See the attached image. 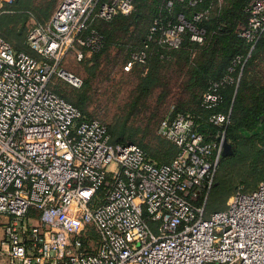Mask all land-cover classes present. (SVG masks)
<instances>
[{
    "label": "built area",
    "instance_id": "built-area-1",
    "mask_svg": "<svg viewBox=\"0 0 264 264\" xmlns=\"http://www.w3.org/2000/svg\"><path fill=\"white\" fill-rule=\"evenodd\" d=\"M0 0V15L4 4ZM135 0H59L44 23L26 36L31 53L15 51L0 36V256L6 264H264V183L238 188L225 208L205 216L223 151L230 112H211L219 128L212 139L195 116L164 117L158 133L178 151L155 163L135 143H111L104 123L83 119L77 107L53 92L54 75L75 88L76 74L60 67L99 52L103 36L94 21L130 15ZM206 0H165L163 16L149 24L122 70L161 60L185 39L207 40ZM221 0H218L220 3ZM191 10L172 14L174 4ZM238 36L248 45L224 74L210 81L199 106L212 110L222 89L237 84L264 31V0H249ZM150 223H155L152 227ZM91 234L99 237L91 244Z\"/></svg>",
    "mask_w": 264,
    "mask_h": 264
},
{
    "label": "trees",
    "instance_id": "trees-1",
    "mask_svg": "<svg viewBox=\"0 0 264 264\" xmlns=\"http://www.w3.org/2000/svg\"><path fill=\"white\" fill-rule=\"evenodd\" d=\"M55 2L56 0H44L39 4H35V0L6 2L5 12L0 15V36L8 41L14 50L21 51L20 49L23 48L25 52L31 53L26 45L29 29L26 28L25 23L29 17L28 13L32 11L34 19L38 23H44L50 17ZM248 2L249 0H221L218 3V0H206L199 7H209V16L202 22L208 37L204 44L198 45L185 39L179 48L168 51L169 59L161 60L158 55L151 54L145 65H135L128 72L134 74L136 82L132 90L127 118L139 105L141 108L145 107L146 101L152 96H155L158 103L173 96L170 115L174 116L179 112L193 114L197 130L202 132L207 140L214 138L219 130L208 122L209 114L230 112L224 137L230 144L231 156L240 148L241 143L246 145L242 146L243 159L238 164L250 160L249 175L258 174L256 183L251 184L250 191H252L258 184L264 183V31L244 63L238 83L227 85L222 89V102L212 110H203L199 106L209 82L218 80L224 74L235 54L245 53L249 49V45L238 36V30L246 24ZM164 3L165 0H135L130 15H116L107 22L94 21L93 27L103 36L104 47L99 52L91 54L88 63H93V66L88 67V76L82 80L79 88H74L69 94L64 93L65 91L57 88L56 85L50 86L51 90L77 107L83 119H95L87 115L86 108L90 77L93 68L97 66L98 58L107 51L114 35L131 34V27H139L142 21L151 22L155 17L166 14ZM145 11L149 12L143 15ZM177 12H184L189 16L191 10L183 4L175 3L171 13ZM144 36L139 37L137 45L125 44V46L129 45L128 51L137 49ZM152 115H155V111ZM105 125L111 143H135L152 161L168 162L178 151L174 144L165 139L159 138L154 147L144 143L146 132L126 126L125 119H115ZM138 132L142 133V138L139 140L136 139ZM247 151H253V154L251 152L247 157ZM222 159L219 160L217 170ZM218 174L214 176L211 190L216 186Z\"/></svg>",
    "mask_w": 264,
    "mask_h": 264
},
{
    "label": "rangeland",
    "instance_id": "rangeland-1",
    "mask_svg": "<svg viewBox=\"0 0 264 264\" xmlns=\"http://www.w3.org/2000/svg\"><path fill=\"white\" fill-rule=\"evenodd\" d=\"M43 1L44 0H35V4L42 3ZM58 2L59 0H56L50 15L57 7ZM147 12L149 11H145L143 15ZM32 13V11H29L28 13L29 17L25 23L27 29L33 24L38 23L32 16ZM149 24L150 20H147L146 22L142 21L139 27H131V34L123 35V33H119L118 36H113V41L107 51L98 58L97 66L92 70L89 89L87 91L88 103L86 112L89 117L102 121L104 124L111 123L115 119H125L126 126H132L133 128L143 130L144 133L146 132L143 142L154 147L159 138L163 140L165 139L158 133V125L164 117L171 113V104L173 101L171 98L173 96H169L168 98L170 99H166L162 103H158L155 96H152L146 101L145 107L141 108L139 105L137 109L134 110L135 112L128 115L127 118V114H129V103L131 101L132 90L136 78L134 74L125 73L122 70V64L129 55L128 46L138 44L139 37L145 35ZM125 44L129 45L125 46ZM20 50L25 51L23 48ZM75 52V46L70 48L60 63V67L76 74L81 80H84L88 76V67L92 68L91 66H93V63H88L91 54L86 55L83 60L77 61L75 59ZM53 85H56L57 88L65 91L64 93L66 94H69V92L75 88L56 75L52 77L49 83V86L52 87ZM154 111L155 115H152ZM139 132L136 136L137 140L142 138V133ZM242 146L246 145L241 143L240 148L235 150L233 156H231V154L230 156L221 155L222 157L220 158L223 159L220 168L217 170V173H215L218 174L219 172V177L217 178V181L215 178L216 186H214L209 193L205 208V216H208L213 211L224 209L227 197L233 194L238 188L241 187L243 191H250L252 188L251 184L256 183L258 174L257 176L256 174H253L252 176L249 175L250 160L238 164L243 159L244 148ZM247 152V157L249 154L251 155V152L253 154V151ZM153 162L162 163L159 160H153ZM0 220H2L1 217ZM150 225L154 227L155 223H150ZM1 235L2 231L0 228V238ZM98 242L99 237L91 234V244L95 245L98 244ZM1 258L2 257L0 256V264H6Z\"/></svg>",
    "mask_w": 264,
    "mask_h": 264
},
{
    "label": "water",
    "instance_id": "water-1",
    "mask_svg": "<svg viewBox=\"0 0 264 264\" xmlns=\"http://www.w3.org/2000/svg\"><path fill=\"white\" fill-rule=\"evenodd\" d=\"M232 153L230 144L227 142L226 138H223V151L222 156L230 155Z\"/></svg>",
    "mask_w": 264,
    "mask_h": 264
}]
</instances>
